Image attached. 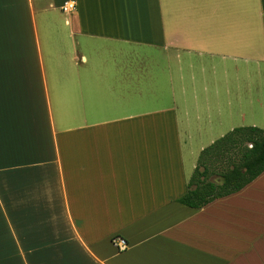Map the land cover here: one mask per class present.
<instances>
[{
  "label": "crops",
  "instance_id": "crops-1",
  "mask_svg": "<svg viewBox=\"0 0 264 264\" xmlns=\"http://www.w3.org/2000/svg\"><path fill=\"white\" fill-rule=\"evenodd\" d=\"M254 91L264 0H0V264H264V173L179 202Z\"/></svg>",
  "mask_w": 264,
  "mask_h": 264
},
{
  "label": "trees",
  "instance_id": "trees-1",
  "mask_svg": "<svg viewBox=\"0 0 264 264\" xmlns=\"http://www.w3.org/2000/svg\"><path fill=\"white\" fill-rule=\"evenodd\" d=\"M264 173V129L238 127L205 148L181 204L202 208L244 189ZM220 179V183L211 180Z\"/></svg>",
  "mask_w": 264,
  "mask_h": 264
},
{
  "label": "rangeland",
  "instance_id": "rangeland-1",
  "mask_svg": "<svg viewBox=\"0 0 264 264\" xmlns=\"http://www.w3.org/2000/svg\"><path fill=\"white\" fill-rule=\"evenodd\" d=\"M71 5H73V4H71ZM70 6V5H69ZM70 8H73V7H71L70 6ZM255 93H254V95L256 96L257 95V97L259 96V98H264V96H261L260 95V93H259V91L258 92H256V91H254ZM242 95L244 96V94L242 93ZM241 95V96H242ZM240 100H242L241 98H239ZM252 105H248V103H246L244 100L243 101H239V104H238V111H241V110H246V118L245 119H242L241 117H240V115H239V112H238V114L235 116V119H234V122H233V124L235 125V127L237 126V128L238 127H241V126H248V125H253V124H257V126L259 127V128H262V129H264V121L263 120H260V121H258V119L256 118V120L253 118L254 116H257V114H258V110L256 111V109H253V110H251L250 109V107H251ZM223 108H224V106H223ZM263 110H264V108H263ZM255 111V112H254ZM262 112V111H261ZM221 119H219L218 117H215V124H216V127H220L221 126V123L223 122V121H220ZM221 122V123H220ZM229 124V123H228ZM223 126L225 127V124L223 123ZM227 133H229V131L228 132H225L222 136H220V135H218L217 137H216V140H218L219 138H221V137H223L224 135H226ZM207 140H210V139H208V137H207ZM215 140V141H216ZM207 143V146H209L210 145V141H206ZM213 178H215V179H218L217 177H213Z\"/></svg>",
  "mask_w": 264,
  "mask_h": 264
},
{
  "label": "built area",
  "instance_id": "built-area-1",
  "mask_svg": "<svg viewBox=\"0 0 264 264\" xmlns=\"http://www.w3.org/2000/svg\"><path fill=\"white\" fill-rule=\"evenodd\" d=\"M70 6H71V7H74V6H73V5H71V4H70ZM126 247H127V246H126L125 242H124V241H122L121 248H122V249H125Z\"/></svg>",
  "mask_w": 264,
  "mask_h": 264
}]
</instances>
